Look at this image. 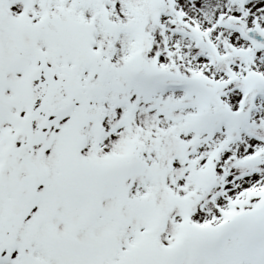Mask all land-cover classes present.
<instances>
[{
	"label": "snow or ice",
	"instance_id": "6c2138e0",
	"mask_svg": "<svg viewBox=\"0 0 264 264\" xmlns=\"http://www.w3.org/2000/svg\"><path fill=\"white\" fill-rule=\"evenodd\" d=\"M0 264H264V0H0Z\"/></svg>",
	"mask_w": 264,
	"mask_h": 264
}]
</instances>
